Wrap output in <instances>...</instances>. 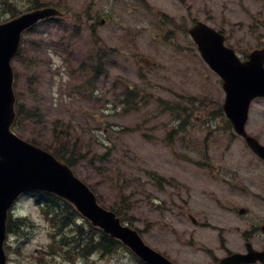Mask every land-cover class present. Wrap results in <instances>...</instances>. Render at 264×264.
Returning a JSON list of instances; mask_svg holds the SVG:
<instances>
[{
    "label": "rangeland",
    "instance_id": "rangeland-1",
    "mask_svg": "<svg viewBox=\"0 0 264 264\" xmlns=\"http://www.w3.org/2000/svg\"><path fill=\"white\" fill-rule=\"evenodd\" d=\"M63 2L75 19L94 3L95 18L114 20L103 36L84 27L77 31L72 19L40 24L25 36L13 63L16 93L25 112L39 115L25 119L16 133L56 149L75 148L77 176L95 188L104 205L127 210L125 223L177 264H216L227 253L246 252L248 238L262 250L264 163L221 115L222 81L180 30L194 20L204 22L222 30L239 55L249 54L264 47V0H149L175 19L178 26L171 27V18L148 17L128 0ZM32 5L0 0V22L11 10ZM101 49L107 52L105 74L96 77ZM129 89L135 91L130 105L124 99ZM159 100L188 111L173 115ZM187 113L189 124L183 125ZM247 131L264 145V100L252 105ZM153 175L170 185L161 187ZM241 208L246 215H238ZM18 218L27 233L19 229L8 239L9 264H32L41 255L48 264H137L123 249L89 259L48 257L49 243L60 250L51 239L57 234L35 198L19 200L12 216Z\"/></svg>",
    "mask_w": 264,
    "mask_h": 264
},
{
    "label": "water",
    "instance_id": "water-1",
    "mask_svg": "<svg viewBox=\"0 0 264 264\" xmlns=\"http://www.w3.org/2000/svg\"><path fill=\"white\" fill-rule=\"evenodd\" d=\"M63 16L54 8H45L0 24V264H7L8 212L22 194L29 192L53 194L70 203L92 226L121 241L146 264H174L146 245L138 232L124 227L116 214L99 206L94 193L67 165L12 131L16 97L11 61L20 49L22 35L39 21ZM189 34L205 62L224 81L223 109L236 133L264 160V146L245 131L252 101L264 97V50L253 52L250 61L242 63L234 50L225 47V37L212 28L197 23ZM248 250V255L233 254L219 264H252L258 260L264 263V252L253 251L251 245Z\"/></svg>",
    "mask_w": 264,
    "mask_h": 264
},
{
    "label": "trees",
    "instance_id": "trees-1",
    "mask_svg": "<svg viewBox=\"0 0 264 264\" xmlns=\"http://www.w3.org/2000/svg\"><path fill=\"white\" fill-rule=\"evenodd\" d=\"M9 7L12 8L11 4L6 2ZM32 9H37L42 6L40 0H32ZM59 8L60 4H57ZM13 16L14 11H11ZM19 105V104H18ZM19 121L16 127H20L21 121L26 116H29L24 112V108L19 105L17 108ZM34 144L38 145L36 140L32 141ZM47 150L53 149L50 147L46 148ZM53 154L62 162L68 164L70 167H75L77 164L78 155L76 157V151H73V154L70 156L67 155V152L64 151V148H59L54 150ZM43 198L46 203V208L44 209L45 214L51 216L52 222L56 227V234L58 235V240H55V243L58 244L60 250L55 252L53 246L49 248L50 253L48 257L57 258L63 257L68 260H73L77 255L88 258L93 254H100L101 256L112 255L119 250H122V245L111 239L109 236L104 235L99 230L92 228L90 225H78L77 217L78 214L74 209L66 204H63L56 198L48 195L40 196V199ZM119 216L124 217L126 214L121 209H114ZM58 221V222H57ZM19 225H23L22 221H19ZM14 227L9 223L8 230L12 232ZM57 237V236H56ZM34 259V258H33ZM50 260V258H47ZM36 261H33L32 264H48L45 256H40V258H35ZM139 262V261H138ZM138 264H142L139 262Z\"/></svg>",
    "mask_w": 264,
    "mask_h": 264
},
{
    "label": "bare ground",
    "instance_id": "bare-ground-1",
    "mask_svg": "<svg viewBox=\"0 0 264 264\" xmlns=\"http://www.w3.org/2000/svg\"><path fill=\"white\" fill-rule=\"evenodd\" d=\"M103 209H105V210H108V209H110L111 208V206L110 207H107L106 205H104V204H102V206H101Z\"/></svg>",
    "mask_w": 264,
    "mask_h": 264
},
{
    "label": "flooded vegetation",
    "instance_id": "flooded-vegetation-1",
    "mask_svg": "<svg viewBox=\"0 0 264 264\" xmlns=\"http://www.w3.org/2000/svg\"><path fill=\"white\" fill-rule=\"evenodd\" d=\"M101 23L104 25L106 24V20H102Z\"/></svg>",
    "mask_w": 264,
    "mask_h": 264
}]
</instances>
